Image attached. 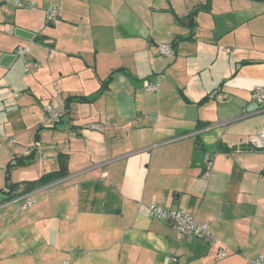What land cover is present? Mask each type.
Wrapping results in <instances>:
<instances>
[{"label": "crops", "instance_id": "obj_1", "mask_svg": "<svg viewBox=\"0 0 264 264\" xmlns=\"http://www.w3.org/2000/svg\"><path fill=\"white\" fill-rule=\"evenodd\" d=\"M16 1L0 0V264L264 255V150L251 143L264 131L252 100L264 0ZM54 98L66 108L58 124L44 120ZM46 177L31 207L15 200ZM152 203L193 214L218 242L150 217Z\"/></svg>", "mask_w": 264, "mask_h": 264}, {"label": "built area", "instance_id": "obj_2", "mask_svg": "<svg viewBox=\"0 0 264 264\" xmlns=\"http://www.w3.org/2000/svg\"><path fill=\"white\" fill-rule=\"evenodd\" d=\"M15 4L18 7H34L35 3L24 1H16ZM60 18V9L58 7H48L46 10V20L49 25L55 24ZM159 50L161 55L163 56H172L174 51L172 48L166 44H161L159 46ZM16 53L19 56L26 57L29 55L28 49L24 47H18ZM53 54V51L51 52ZM40 66L39 62H35L34 65L29 63L25 66V71L29 72L33 67L38 68ZM160 87L159 83L148 84L146 86V91L149 93L158 92ZM59 87H57V90ZM252 100L259 104H264V86H258L252 92ZM66 108L65 104L59 98H54L45 108L44 120H52L55 123H60L65 116ZM252 146L257 150H264V131H260L257 133L251 140ZM25 154L29 153V149L24 150ZM205 163L208 169H211L214 165V160L211 156H206ZM39 191L29 192L17 196L15 200L22 202L25 208L31 207L35 196ZM149 215L152 218L160 219L165 221L172 227H174L181 235L186 237H194L199 240H211L212 242H218V239L214 237L210 231V226L207 223H200L196 220L195 216L185 210H173L166 209L159 206L156 203H152L149 205ZM227 253L224 249L221 250L220 256L226 257ZM176 259L173 258L171 263H175ZM62 264H69L68 262H64ZM247 264H264V255H259L258 257L251 259Z\"/></svg>", "mask_w": 264, "mask_h": 264}, {"label": "trees", "instance_id": "obj_3", "mask_svg": "<svg viewBox=\"0 0 264 264\" xmlns=\"http://www.w3.org/2000/svg\"><path fill=\"white\" fill-rule=\"evenodd\" d=\"M61 165H62V170L65 168L64 165H65V162L64 161H61ZM64 167V168H63ZM60 175H62L63 173H59ZM57 176V175H55ZM53 177H46L44 178L43 180L37 182V183H29V184H26V190H25V193H29V192H32L34 189H36L37 186H42V185H45L47 184L48 182H51ZM13 187V186H12ZM11 187V188H12ZM24 193V194H25Z\"/></svg>", "mask_w": 264, "mask_h": 264}]
</instances>
